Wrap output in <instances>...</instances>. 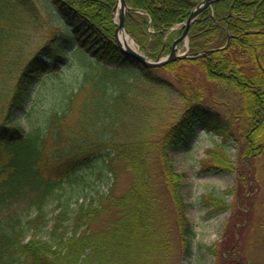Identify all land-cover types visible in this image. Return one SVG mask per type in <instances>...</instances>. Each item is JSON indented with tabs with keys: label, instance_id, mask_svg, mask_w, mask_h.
Here are the masks:
<instances>
[{
	"label": "trees",
	"instance_id": "obj_1",
	"mask_svg": "<svg viewBox=\"0 0 264 264\" xmlns=\"http://www.w3.org/2000/svg\"><path fill=\"white\" fill-rule=\"evenodd\" d=\"M46 1H52L68 33L20 61L6 117L24 108L33 86L66 61L68 50L78 46L100 70L85 75L92 90L69 132H62L60 121L75 95L53 115L52 131L49 125L26 132L19 124L0 123V263L172 264L177 255L190 254L196 234L175 155L191 148L199 129L221 137L223 155L211 153L216 169H234L223 146L230 139L241 144L242 159L263 150L264 0H220L205 8L189 29L190 51L212 50L161 67H146L119 49L116 0ZM126 1L135 9L127 12L126 28L147 56L157 58L170 50L201 0ZM45 24L38 0H0V46L7 29L22 34ZM227 90L237 93L239 102L233 108L226 103L224 111L220 104ZM173 94L184 104L177 115L168 113ZM107 146L115 152H107L106 161H122L132 174L127 188L116 193L110 185L79 202L72 214H56L46 237L27 236L31 210L39 211L33 222L41 221L56 189L76 181L75 174ZM204 198L227 206L221 197ZM260 228L264 232V214ZM233 246L224 249L221 264H250ZM209 250L217 256L214 246Z\"/></svg>",
	"mask_w": 264,
	"mask_h": 264
},
{
	"label": "rangeland",
	"instance_id": "obj_2",
	"mask_svg": "<svg viewBox=\"0 0 264 264\" xmlns=\"http://www.w3.org/2000/svg\"><path fill=\"white\" fill-rule=\"evenodd\" d=\"M38 1L46 18L45 25L27 28L22 34H17L16 28L4 32L0 46V123L10 121L19 124L26 132H41L49 125L52 131L53 115L62 113L75 95L69 105L70 111L60 121L62 132L67 133L76 126L81 103L92 90L91 82L85 83V75L96 74L95 71L100 70L97 60L78 46L68 50L66 61L56 70L47 72L33 86L31 98L23 109H15L9 118L6 117L8 99L20 70V61H25L40 45L60 32L68 33L52 1ZM132 41L138 46L135 40ZM225 94V101L220 104L224 111L226 103L233 108L239 102L237 93L227 90ZM183 105L178 95H171L169 115L179 114ZM220 142V136L199 129L191 142V148L181 149L175 155L178 171L185 174L183 192L196 234L190 254L177 255L172 264H221L220 257L224 249L233 245V248L237 245L250 264H264V232L260 228L264 214V147L257 156L242 159L238 156L241 144L238 140L230 139L223 146L227 155L235 160L234 169H216L210 166H217L211 153L223 155V150L218 146ZM107 152L113 154L114 147L102 149L88 168L75 174L76 181L66 180L56 189L43 206L41 221L33 222L39 211L37 207L31 210L27 218L33 220L27 223V236L36 233L46 237L56 214L61 211L72 214L79 202L88 201L110 185H114L116 193L127 188L132 178L130 170L122 161H106ZM228 188L234 191L225 192ZM205 195L221 197L227 206L212 205L206 201ZM210 246H214L217 256L210 252Z\"/></svg>",
	"mask_w": 264,
	"mask_h": 264
},
{
	"label": "water",
	"instance_id": "obj_3",
	"mask_svg": "<svg viewBox=\"0 0 264 264\" xmlns=\"http://www.w3.org/2000/svg\"><path fill=\"white\" fill-rule=\"evenodd\" d=\"M219 0H202L190 13L188 19L185 22V29L182 33V35L178 38H176L171 46V51L163 56L159 57L157 59H151L144 55L139 48H136L132 45H130L128 42H123L121 38L119 37L120 33H126L129 36L131 34L129 33L128 29L125 26V18L126 14L129 11H134L135 9L132 8L130 5L127 4L126 0H117L114 11L118 18L117 20V28L115 29V39L118 47L134 57L137 61H139L144 66L148 67H159L163 66L164 64L176 60L178 58H187V57H195V53H189V28L192 25V23L196 20L198 15L201 13V11L211 5H213L214 2ZM184 41V45L186 46V51L184 53L179 52L178 45L180 42ZM228 44V43H227ZM209 49H206L202 51L201 53L207 52ZM212 50V49H210Z\"/></svg>",
	"mask_w": 264,
	"mask_h": 264
},
{
	"label": "bare ground",
	"instance_id": "obj_4",
	"mask_svg": "<svg viewBox=\"0 0 264 264\" xmlns=\"http://www.w3.org/2000/svg\"><path fill=\"white\" fill-rule=\"evenodd\" d=\"M119 37L121 38V40H122L123 42L126 41V42H128L130 45L134 46L133 41H132L131 37H129L128 34H126V33H125V34H124V33H120ZM229 42H230V37L228 38L226 44H225L224 46H222L221 48H225V47L229 44ZM227 43H228V44H227Z\"/></svg>",
	"mask_w": 264,
	"mask_h": 264
}]
</instances>
